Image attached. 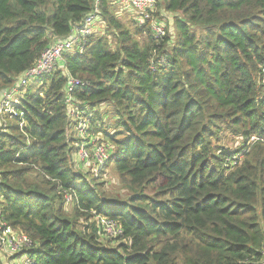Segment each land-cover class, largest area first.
Wrapping results in <instances>:
<instances>
[{
  "label": "trees",
  "instance_id": "1",
  "mask_svg": "<svg viewBox=\"0 0 264 264\" xmlns=\"http://www.w3.org/2000/svg\"><path fill=\"white\" fill-rule=\"evenodd\" d=\"M115 5L0 0V96L96 6L103 26L32 79L0 124V222L31 239L14 260L261 264L264 0H155L160 38ZM69 78L89 85L68 90ZM84 117L86 136L110 145L123 193L76 169L71 127ZM102 218L121 232L108 237Z\"/></svg>",
  "mask_w": 264,
  "mask_h": 264
},
{
  "label": "built area",
  "instance_id": "2",
  "mask_svg": "<svg viewBox=\"0 0 264 264\" xmlns=\"http://www.w3.org/2000/svg\"><path fill=\"white\" fill-rule=\"evenodd\" d=\"M98 0H96L97 3ZM116 5L122 7H129L132 11L136 13V19L139 23H144L151 21V29L154 32L155 38H160L164 34V27L161 24L154 23L153 13L155 12V0H111ZM98 13V7L96 6L92 13L88 14L82 21L81 26L78 29V34L71 36L67 39H56L53 43L47 46L40 57L36 60L35 64L28 68L12 85L9 89L3 91L0 96V111L9 110L12 102H17V97L21 95L22 89L32 80L44 74L52 72L58 66V63L63 58V52L66 50H72L73 48L81 49L83 43L87 36L93 34L96 31V18ZM162 62V59L158 60ZM81 85L88 86L89 83L86 81H81L77 78H69L68 80V90H71L72 85ZM70 86V88H69ZM65 102L68 104V112L70 116H73L77 113V108L74 107L73 98L68 95ZM11 110V109H10ZM12 111V110H11ZM79 122L76 125V130L81 135L86 136V131L82 130V124L87 123L86 119L88 118H79ZM87 126V124H86ZM88 138V136H87ZM92 147L88 148L87 145H79L77 149V155L81 158H86L87 163L90 159H94L98 163V167H94L93 170L96 171L97 168H100L107 164L109 158L111 157V149L106 146L105 143L96 142V139L90 137ZM252 137L250 140H253ZM89 144V143H87ZM69 201V200H67ZM100 220V219H99ZM98 220V221H99ZM105 234L109 237L114 235L115 237L119 234L120 227L111 220H100ZM31 244V239L23 234L18 233L13 230L9 225L0 222V252L2 256L10 258L9 264H29L27 256H25L21 262L15 261L13 255L15 253L24 252V249L29 247ZM261 264H264V251Z\"/></svg>",
  "mask_w": 264,
  "mask_h": 264
},
{
  "label": "rangeland",
  "instance_id": "3",
  "mask_svg": "<svg viewBox=\"0 0 264 264\" xmlns=\"http://www.w3.org/2000/svg\"><path fill=\"white\" fill-rule=\"evenodd\" d=\"M115 6L119 7V8L121 7V9H122L121 18H125V20H128L133 16V13L131 11L123 10L124 7H122L120 5H115ZM99 29L102 30L103 26L96 24V30H99ZM75 49L76 48H73L72 51H74ZM57 67H59V66H57ZM108 110H109V108L105 111H108ZM10 112H11L10 109L0 111V124L5 123V117L6 116L9 117ZM103 114H104V112H103ZM110 119H111V117L106 119V121L108 122ZM86 121H88V119H86ZM81 127H82V130H87L85 120H84V123L82 124V126H80L79 128H81ZM112 127H113L112 124H110V126H109L110 131L112 130ZM71 129L75 130V132H74L75 137L81 139V145L85 146V145H87V143H89L92 146V143L90 142L91 139L87 138V136H84V135L77 136L76 126L74 128L71 127ZM100 137H102V136L101 135L94 136V138L96 139V142H99L98 139H100ZM102 143H105L109 149L110 145L108 143H106V142H102ZM241 145H242V138L239 136H236V137L230 136L226 142V146L230 150L237 149V148L241 147ZM75 160H76V163L78 165V166H76L77 170L82 171L84 173H87V175H89V176H93L97 181H100L102 183V186H103V184L105 185V188H104L106 190L105 193H111V192L112 193L113 192L123 193L121 191L123 189V187L120 183V180L118 179L116 172L114 171V169L112 168L111 165L107 164L108 166H106L104 168L102 166L100 168H97L96 171H94L93 168L98 167V163L96 160L90 159L87 163V159L79 157L77 155V153L75 155ZM66 211L68 213L71 212V204L69 201L66 202ZM113 236L114 235L109 236V237H113ZM24 257H25V255H21L19 258H16L17 262L18 261L21 262ZM10 260H11L10 258L8 259L4 256L2 258L3 264H9Z\"/></svg>",
  "mask_w": 264,
  "mask_h": 264
}]
</instances>
